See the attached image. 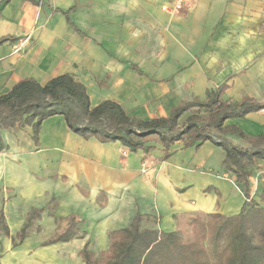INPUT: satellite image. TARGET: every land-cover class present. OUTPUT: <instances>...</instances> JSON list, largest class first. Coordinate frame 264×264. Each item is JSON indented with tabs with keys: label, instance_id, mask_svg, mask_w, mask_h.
I'll list each match as a JSON object with an SVG mask.
<instances>
[{
	"label": "crops",
	"instance_id": "obj_1",
	"mask_svg": "<svg viewBox=\"0 0 264 264\" xmlns=\"http://www.w3.org/2000/svg\"><path fill=\"white\" fill-rule=\"evenodd\" d=\"M35 1L10 0L0 12V37L16 38L0 44V93L27 77L44 82L71 72L92 105L115 100L141 120L168 117L181 102L204 100L223 85L226 100L264 103V0H183L175 14L162 7L175 0ZM226 124L264 135V108ZM2 135L8 148L0 152V184L14 193L0 211L7 217L10 203L29 205L10 230L24 228L32 208L44 210L16 246L0 235L2 264L15 257L19 264H85V244L103 252L109 232L129 226L137 210L158 217L163 231L194 236L209 225L207 214L231 215L245 204L224 168V149L211 141L186 147L177 141L167 157L158 142L149 152L124 155L120 141L85 139L62 114L43 120L38 144L30 126ZM262 173L257 168L249 179L258 202ZM55 198L66 212L49 215L48 232L45 206ZM72 216L80 237L42 245Z\"/></svg>",
	"mask_w": 264,
	"mask_h": 264
},
{
	"label": "trees",
	"instance_id": "obj_2",
	"mask_svg": "<svg viewBox=\"0 0 264 264\" xmlns=\"http://www.w3.org/2000/svg\"><path fill=\"white\" fill-rule=\"evenodd\" d=\"M9 2L0 0V12ZM15 39L0 37V44ZM225 88L223 85L209 90L204 100L181 102L168 117L141 120L115 100L92 105L85 83L71 72L44 82L27 77L15 82L8 92L0 93V152L8 148L3 130L30 126L32 139L38 144L43 120L57 114H62L70 129L85 139L120 141L128 150L147 152L155 148L152 142H158L165 150L164 157L170 155V148L177 141L185 147L211 141L224 149L223 165L235 175L243 192L245 204L240 212L207 214L209 225L193 236L180 229L163 231L156 227L158 217L137 210L129 226L109 232L110 244L103 252L96 253L86 243L81 249L83 261L85 264H264V173L259 192L261 202L253 198L249 181L264 160V135L249 136L238 126L226 124L228 119L242 118L264 108V103L250 97L240 102L226 100ZM229 134L243 139L247 145L235 143ZM43 212L42 208H32L25 227L12 235L4 211H0V230L16 246ZM77 222L76 217H69L66 225L42 245L80 237Z\"/></svg>",
	"mask_w": 264,
	"mask_h": 264
},
{
	"label": "rangeland",
	"instance_id": "obj_3",
	"mask_svg": "<svg viewBox=\"0 0 264 264\" xmlns=\"http://www.w3.org/2000/svg\"><path fill=\"white\" fill-rule=\"evenodd\" d=\"M175 2V1H174ZM173 2V4H174ZM172 7V6H170ZM184 9V6L177 12L175 13H178L180 11H182ZM173 13V14H175ZM172 14V13H171ZM22 128V127H21ZM264 166V165H263ZM263 166H260L258 168H261L263 169L264 167ZM225 168V166H224ZM226 169V168H225ZM5 187L6 185L5 184H0V206H1V202L3 199H6V196L8 195V199L6 200H10L11 198H13L11 196V193L13 194L14 193V189L12 188H9L7 187V189L5 190ZM239 188V187H238ZM258 193V192H257ZM243 194V192H242ZM15 195V194H14ZM59 201V200H58ZM56 200V198L54 199L53 203H49V205L47 204L45 206V218H44V226H46L48 228V232L51 231L50 228L52 227L50 222H51V217H49V215L51 213H54V214H62L64 212H66L62 207H61V204ZM19 204L15 205V203H10V205L7 207L6 211H7V217L5 216L6 218V224L13 230H16L18 229V227L20 226V223L25 215V212L29 210V205H25V203L21 200H19ZM10 233L12 235H14V232L10 231ZM197 234L196 235H199L198 232H196ZM0 235H4V237L8 236L5 232L1 231L0 230ZM6 235V236H5ZM190 238V237H189ZM3 257V254L0 253V258ZM0 264H2V261L0 259ZM11 264H19V261H16V257L12 260V263Z\"/></svg>",
	"mask_w": 264,
	"mask_h": 264
},
{
	"label": "built area",
	"instance_id": "obj_4",
	"mask_svg": "<svg viewBox=\"0 0 264 264\" xmlns=\"http://www.w3.org/2000/svg\"><path fill=\"white\" fill-rule=\"evenodd\" d=\"M163 7V10L164 11H168V12H170V13H175V12H177V11H179L182 7H183V0H175V2H174V4L172 5V7H170V6H166V5H164V6H162ZM121 151H122V153L124 154V155H126L128 152H129V150H128V148L127 147H125V146H123L122 148H121Z\"/></svg>",
	"mask_w": 264,
	"mask_h": 264
}]
</instances>
